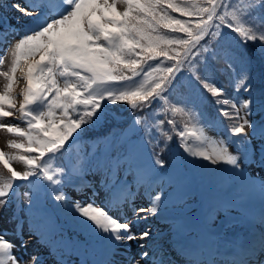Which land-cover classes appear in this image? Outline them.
<instances>
[{"label": "snow or ice", "instance_id": "snow-or-ice-1", "mask_svg": "<svg viewBox=\"0 0 264 264\" xmlns=\"http://www.w3.org/2000/svg\"><path fill=\"white\" fill-rule=\"evenodd\" d=\"M0 12V264H264V0Z\"/></svg>", "mask_w": 264, "mask_h": 264}, {"label": "rangeland", "instance_id": "rangeland-1", "mask_svg": "<svg viewBox=\"0 0 264 264\" xmlns=\"http://www.w3.org/2000/svg\"><path fill=\"white\" fill-rule=\"evenodd\" d=\"M4 13L0 12V15H2ZM9 16H14L15 14L12 13L11 11L8 12ZM11 39V38H10ZM3 87V80L0 79V88ZM9 122H11V118H8ZM23 126V125H22ZM208 134L210 136L215 137L216 136V132L215 131H209ZM14 137H11L9 134L5 133L4 131H0V149H3L5 151H7V147H6V142L8 139H11ZM14 167L17 168V170H20V166L18 165H13ZM201 175H207V174H201ZM21 191H23V189H21ZM69 194L70 195H75L70 189H69ZM142 203L146 204V201H141ZM97 203H100V200H97ZM260 208H261V200H260V195L259 192L256 191L252 194V199H251V211L254 215V217H256V219L254 220V223L252 225H242V226H237L235 229H233L231 231V233L229 234V239H238V240H244L245 238H249L250 239V234L255 231L258 227H259V222H258V214L260 212ZM174 211L171 208H169V211L166 212L164 215L167 217H170L171 215H174ZM149 223L153 224L154 227L156 228H160L162 231L167 232L168 231V224L166 223L165 220L160 219H151L149 220ZM9 238H12V234L8 233ZM167 237H165L166 239ZM24 239L28 240L29 237L27 235V233L25 234ZM29 251H36V250H41L40 249V243L37 239V237L33 236L29 242ZM138 249L136 247V243H133L132 245V251L136 252ZM100 256H92L89 257V259H99ZM45 259H48L47 257Z\"/></svg>", "mask_w": 264, "mask_h": 264}, {"label": "trees", "instance_id": "trees-1", "mask_svg": "<svg viewBox=\"0 0 264 264\" xmlns=\"http://www.w3.org/2000/svg\"><path fill=\"white\" fill-rule=\"evenodd\" d=\"M176 15H178V14H176ZM176 119H177L178 121H180L181 118H180V117H177ZM181 126H182V125H181ZM175 151H176V149H175V147H173V148H172V152L175 153ZM197 171H198V174H200V175H201V174H207V170H206V169H199V170H197Z\"/></svg>", "mask_w": 264, "mask_h": 264}]
</instances>
